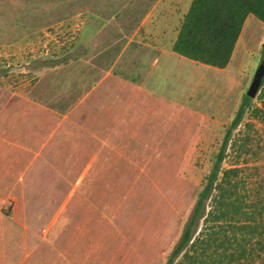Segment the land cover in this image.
I'll return each mask as SVG.
<instances>
[{
	"label": "crops",
	"instance_id": "0c3cea01",
	"mask_svg": "<svg viewBox=\"0 0 264 264\" xmlns=\"http://www.w3.org/2000/svg\"><path fill=\"white\" fill-rule=\"evenodd\" d=\"M180 18L179 0H159L140 24L154 43L138 72L113 67L67 112L24 96L0 108V264H164L177 232L115 234L111 225L122 193L143 192L140 177L155 186L162 161L184 159L202 70L229 73L232 61L217 69L173 50Z\"/></svg>",
	"mask_w": 264,
	"mask_h": 264
},
{
	"label": "rangeland",
	"instance_id": "374dc122",
	"mask_svg": "<svg viewBox=\"0 0 264 264\" xmlns=\"http://www.w3.org/2000/svg\"><path fill=\"white\" fill-rule=\"evenodd\" d=\"M158 1L0 0V108L24 96L70 110L92 83L113 67L116 72L137 73L146 44L154 43L140 24ZM188 1L179 0L181 18L174 25L176 29ZM263 41L264 24L250 16L229 73L214 75L202 70L204 86L195 90L190 101L196 135L188 152L181 162H161L155 186L140 177L143 192L121 194V202L113 206L116 226L111 225V230L115 234L121 230L150 236L170 231L180 236L202 181L215 164L226 125L234 118L262 62ZM200 75L198 71L196 81ZM263 89L254 99L255 110L233 133L222 163L223 170H240L243 184L239 192L253 199L264 197V106L259 99ZM200 113L210 116L198 122ZM183 127L180 120V136L187 131ZM134 174L131 181L136 180ZM189 205L179 214L178 222L179 211ZM104 226L100 216V233Z\"/></svg>",
	"mask_w": 264,
	"mask_h": 264
},
{
	"label": "trees",
	"instance_id": "16d2710c",
	"mask_svg": "<svg viewBox=\"0 0 264 264\" xmlns=\"http://www.w3.org/2000/svg\"><path fill=\"white\" fill-rule=\"evenodd\" d=\"M249 16L264 24V0H193L173 50L198 63L225 69ZM261 60L264 62V43ZM259 99L264 106V89ZM254 101L245 95L226 125L215 164L202 181L182 233L166 252L164 264H264V197L253 199L240 193V170L222 169L233 133L255 110Z\"/></svg>",
	"mask_w": 264,
	"mask_h": 264
},
{
	"label": "water",
	"instance_id": "95a60500",
	"mask_svg": "<svg viewBox=\"0 0 264 264\" xmlns=\"http://www.w3.org/2000/svg\"><path fill=\"white\" fill-rule=\"evenodd\" d=\"M263 80H264V62H261L260 66L256 71L251 86L247 92L248 97L255 99L258 96V93L263 84Z\"/></svg>",
	"mask_w": 264,
	"mask_h": 264
}]
</instances>
